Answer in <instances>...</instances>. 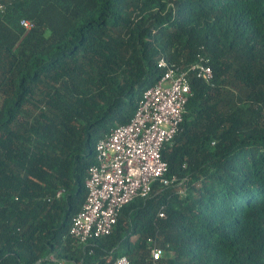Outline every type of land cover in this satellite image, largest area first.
<instances>
[{
	"label": "trees",
	"instance_id": "trees-1",
	"mask_svg": "<svg viewBox=\"0 0 264 264\" xmlns=\"http://www.w3.org/2000/svg\"><path fill=\"white\" fill-rule=\"evenodd\" d=\"M0 2V264H264V0ZM159 58L212 71L189 77L161 151L175 182L81 244L68 231L95 146L130 121Z\"/></svg>",
	"mask_w": 264,
	"mask_h": 264
},
{
	"label": "built area",
	"instance_id": "built-area-1",
	"mask_svg": "<svg viewBox=\"0 0 264 264\" xmlns=\"http://www.w3.org/2000/svg\"><path fill=\"white\" fill-rule=\"evenodd\" d=\"M4 10L0 2V13ZM21 26L29 30L32 24L22 20ZM156 67L162 74L143 91L130 121L112 129L95 146V163L84 182L86 198L68 231L81 244L109 235L120 210L133 199L148 197L154 183L168 187L175 182L166 176L161 151L182 123L191 94L189 77L208 82L212 71L203 58L185 69L159 58ZM160 256L161 250L152 248V260ZM111 264H128V260L121 256Z\"/></svg>",
	"mask_w": 264,
	"mask_h": 264
}]
</instances>
